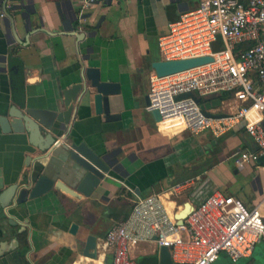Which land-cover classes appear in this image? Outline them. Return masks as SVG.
I'll return each instance as SVG.
<instances>
[{
  "label": "crops",
  "instance_id": "obj_1",
  "mask_svg": "<svg viewBox=\"0 0 264 264\" xmlns=\"http://www.w3.org/2000/svg\"><path fill=\"white\" fill-rule=\"evenodd\" d=\"M200 1L104 0L85 8L83 0H0V116L21 101L31 108L62 111L64 91L79 82L82 67H99L104 80L120 85L111 97V111L118 118L108 121L89 100L77 101L67 129L56 123L51 133L64 144L85 141L98 152L118 151L123 164L91 197L70 198L52 190L15 207L10 215L0 209V264H111L114 249L106 236L129 216L137 198L162 196L185 181L189 187L168 200L169 210L188 202L197 206L222 187L236 196V190L225 188L231 170H240L233 154L257 149L243 123L219 136L211 130L168 134L159 129L146 104L156 73L152 63L163 60L158 38ZM6 10L26 12L31 32L18 26L16 37L11 21L2 16ZM81 15L88 25L80 21ZM79 33H85L82 40ZM219 97L213 113L229 116L240 106L234 94ZM63 145L40 152L28 132L6 133L0 124V195L11 185L27 183L37 169L73 185ZM230 158L231 167L226 164ZM251 164L260 170L245 183L252 191L243 201L249 208L259 206L264 218V162ZM72 223L79 225L77 235L70 233ZM88 234L98 238L96 258L84 253ZM131 256L138 264H160L161 248L154 241L140 243L132 247Z\"/></svg>",
  "mask_w": 264,
  "mask_h": 264
},
{
  "label": "built area",
  "instance_id": "obj_2",
  "mask_svg": "<svg viewBox=\"0 0 264 264\" xmlns=\"http://www.w3.org/2000/svg\"><path fill=\"white\" fill-rule=\"evenodd\" d=\"M103 1L83 3L90 8ZM158 46L165 61L213 57L209 63L151 76L148 109L160 112L159 129L168 134L211 130L219 136L242 122L257 149L233 154L235 164L242 169L257 163L264 156V0H201L169 23ZM187 93L200 98L233 93L240 106L224 119L210 118L193 96L177 99ZM64 143L59 138L54 146ZM189 185L180 182L170 191L180 194ZM149 241L168 247L174 264H212L223 255L237 262L264 241V218L259 206L249 208L240 198L215 190L179 225L161 194H152L137 198L129 216L108 232L112 264H138L131 249Z\"/></svg>",
  "mask_w": 264,
  "mask_h": 264
},
{
  "label": "water",
  "instance_id": "obj_3",
  "mask_svg": "<svg viewBox=\"0 0 264 264\" xmlns=\"http://www.w3.org/2000/svg\"><path fill=\"white\" fill-rule=\"evenodd\" d=\"M5 15L11 21L13 33L16 37L18 26H22L29 33L31 32L30 19L26 12L11 14L9 10H6ZM86 18V15H81L80 21L88 25L89 23L85 21ZM76 20H79L78 15H76ZM77 37L79 40H82L85 37V33H79ZM212 61L213 57L211 56L172 61L158 60L152 63V67L157 75L165 76ZM119 92L120 85L111 80H104L99 67L84 65L80 72L79 82L64 91V110L31 108L26 106L25 101H21L17 106L11 107L7 115L0 116V124L6 133L28 132L31 143L40 152H49L51 149L52 152L56 148L54 146L56 138L51 132L57 128L56 123H60V129H67L77 101L89 100L93 103L95 112L104 115L106 120L110 121L118 118V115L111 111V97L117 95ZM189 95L193 96L201 105L207 117L222 119L228 116L210 111L220 105V95L200 98L187 93L178 95L177 99ZM214 97L216 99L211 101ZM146 104L150 105L149 95L146 96ZM151 112L157 122L162 120V116L158 110H152ZM44 134H47V136ZM41 136H44L45 139L43 140ZM63 146L67 151L63 159L65 163L69 164L71 162L70 171L75 180L74 184L68 185L61 180L56 181L53 177H50L46 173H41L40 169H37L28 177L27 183L11 185L2 192L0 195V209L8 215L11 210L26 203L29 199L42 197L52 190H58L70 198H79L82 195L91 197L103 187V183L107 181L113 172L120 173V170L123 168V164L118 159V151L98 152L89 147L85 141H74L70 145L67 143ZM38 158L40 159L42 156L40 155ZM258 162L263 163L264 156ZM193 209L194 205L188 202L185 204L184 209L176 214V220L179 225L184 224V220ZM78 231L79 225L72 223L70 233L77 235ZM16 240L18 241V239ZM84 244L85 255L90 258H96L98 256V238L93 234H88L84 240ZM160 264H174L170 249L166 246L161 247ZM212 264H264V241L256 245L253 254L248 258H242L237 262H233L229 257L221 256Z\"/></svg>",
  "mask_w": 264,
  "mask_h": 264
},
{
  "label": "rangeland",
  "instance_id": "obj_4",
  "mask_svg": "<svg viewBox=\"0 0 264 264\" xmlns=\"http://www.w3.org/2000/svg\"><path fill=\"white\" fill-rule=\"evenodd\" d=\"M207 133H209V130H207ZM227 136L223 137L222 140H225ZM228 145V144H227ZM226 145V148L228 149L229 147ZM229 153L226 152V156H228ZM233 159L230 158L227 165L232 166ZM231 169V168H230ZM260 170V169H259ZM259 170L256 167V164H248L245 169H240L237 174L234 173L233 170L230 172V178L229 182L230 184L225 186V188H230L232 192L233 190H236L237 192L235 193L238 198H240L242 201L243 199H246L247 196L251 193L252 187L250 185H245L247 180H250L251 178L255 177L257 174H259ZM262 172V170H261ZM214 174H218L217 172H214ZM210 181V180H209ZM207 184V181H205ZM224 192H227L223 187L222 189ZM224 256V255H223Z\"/></svg>",
  "mask_w": 264,
  "mask_h": 264
},
{
  "label": "bare ground",
  "instance_id": "obj_5",
  "mask_svg": "<svg viewBox=\"0 0 264 264\" xmlns=\"http://www.w3.org/2000/svg\"><path fill=\"white\" fill-rule=\"evenodd\" d=\"M162 197H163V200L165 201V203H166V205H167L168 200H173V199H174L175 197H177V196L174 195V194L172 193V191H167V194L164 193V194L162 195ZM175 203H176V202H175ZM171 205H173V203H171ZM179 207H180V205H178L177 207H175V209H174L173 211L170 210V212L173 214V216H176V214L179 213V212H177L178 209H179Z\"/></svg>",
  "mask_w": 264,
  "mask_h": 264
},
{
  "label": "trees",
  "instance_id": "obj_6",
  "mask_svg": "<svg viewBox=\"0 0 264 264\" xmlns=\"http://www.w3.org/2000/svg\"><path fill=\"white\" fill-rule=\"evenodd\" d=\"M243 46H239V48H242ZM216 49L217 48H220V45H217L216 47H215ZM224 94H226V93H224ZM231 94H233V93H231ZM223 95V94H222Z\"/></svg>",
  "mask_w": 264,
  "mask_h": 264
}]
</instances>
